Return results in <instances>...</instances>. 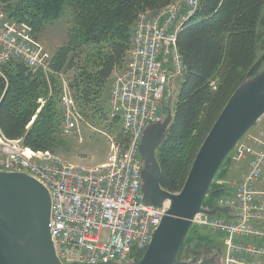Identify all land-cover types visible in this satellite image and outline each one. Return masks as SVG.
<instances>
[{
	"label": "built area",
	"instance_id": "obj_1",
	"mask_svg": "<svg viewBox=\"0 0 264 264\" xmlns=\"http://www.w3.org/2000/svg\"><path fill=\"white\" fill-rule=\"evenodd\" d=\"M200 2L176 0L138 15L126 65L113 72L107 101L108 116L121 124L127 142L111 141L107 162L93 168L66 164L49 151H33L0 132V172L24 173L49 193V230L62 264L139 260L168 209L167 203L154 208L142 202L138 147L144 128L161 119L174 80L185 76L178 36ZM51 60L32 29L9 19L0 6V78L7 84L4 66L11 61L21 62L31 73L52 74ZM59 106L61 131L78 133L80 114L65 83ZM259 122L261 132L251 144L239 142L229 155L235 163L247 162L232 195L215 203L229 214L199 215L193 221L222 239L221 264H264V116Z\"/></svg>",
	"mask_w": 264,
	"mask_h": 264
},
{
	"label": "trees",
	"instance_id": "obj_2",
	"mask_svg": "<svg viewBox=\"0 0 264 264\" xmlns=\"http://www.w3.org/2000/svg\"><path fill=\"white\" fill-rule=\"evenodd\" d=\"M173 1L0 0L8 18L29 26L36 39L66 8L72 15L67 42L52 56V74L31 73L18 61L4 66L7 84L0 78V132L33 151L55 153L63 145L59 137L60 75L71 72L65 80L80 115H105L108 84L124 63L138 15ZM263 4L264 0H201L179 34L185 76L174 105L172 128L156 153L163 190L180 192L205 137L257 61L263 41L258 31L259 24L264 26V17L260 19ZM120 131L116 139L124 145L127 138ZM218 179L211 191L225 190L216 184ZM218 195L222 193L207 197ZM204 206L212 207L206 200Z\"/></svg>",
	"mask_w": 264,
	"mask_h": 264
},
{
	"label": "water",
	"instance_id": "obj_3",
	"mask_svg": "<svg viewBox=\"0 0 264 264\" xmlns=\"http://www.w3.org/2000/svg\"><path fill=\"white\" fill-rule=\"evenodd\" d=\"M264 54L248 71L217 117L201 144L180 192L161 188V169L156 153L167 138L173 120L171 98L161 119L144 128L138 147L144 205L168 203L145 252L137 261L114 264H221L214 251L178 261L180 249L196 216L228 215V208L204 206L205 198L224 190L210 191L214 179L240 140L264 116ZM51 200L47 190L24 173L0 172V264H62L49 230Z\"/></svg>",
	"mask_w": 264,
	"mask_h": 264
},
{
	"label": "rangeland",
	"instance_id": "obj_4",
	"mask_svg": "<svg viewBox=\"0 0 264 264\" xmlns=\"http://www.w3.org/2000/svg\"><path fill=\"white\" fill-rule=\"evenodd\" d=\"M175 1L176 0H174L172 3H174ZM172 3L166 6H169ZM158 9H147V10H158ZM263 17H264V4L262 7L260 19H262ZM71 21H72L71 12L68 8H66L63 15L58 20H56L51 24L46 25L42 30V32L40 33L38 40L45 47L46 51L50 55L53 56L60 47L66 44L68 30L71 27ZM258 31L260 32L263 40L259 44V48L257 51V56L259 58L261 55L264 54V26L259 24ZM126 62H127V58L125 57L124 63L118 69H122L123 67H125ZM262 70H264V64L262 65L259 72ZM71 75H72L71 72L68 73L69 77ZM65 76L68 77L67 75H64L62 76L63 78L61 79L58 76L61 79V89L63 87V83H65L66 86L68 87L67 82L65 80ZM181 82L182 81L179 79L174 80L172 89L170 91L172 112L174 109V105L176 102V98ZM107 92H109V84H108ZM40 103L42 104L43 101L41 100ZM260 123L261 122H259L258 124ZM77 124H78V133L74 132L70 134H64L61 131L59 137L62 140L63 145H61L55 151V153L52 152L50 153H52L63 163L90 167V168L96 167L98 165L107 162V159L111 154L110 142L112 141L114 143H117L118 141L116 138L121 132L120 131L121 124L119 122L118 123L113 122L111 118L108 116V107L106 109L105 115H100L99 113L93 114L92 112H90L86 117L80 115V119H78ZM252 130L253 128L249 132H251ZM249 132L247 134H249ZM244 137L240 140L241 144L244 143ZM224 162H225L224 164L225 167L223 170L225 172L221 170L218 172L216 176V177H221V179L216 180V184L220 181L223 182V186L225 187V190L223 189L224 192L220 196L218 195L213 198L211 197L205 198L207 204H210L212 207L215 206L216 200H220L222 198H225V196L232 195V193L234 192L235 184L239 182L242 176V170L244 165L243 161L240 163H235L228 156L226 158V161ZM222 249H223L222 239L220 237L211 233L207 229H202L193 225L189 230L188 235L180 249L179 252L180 256L178 255L179 256L178 261L188 258H193L195 256H198L200 259L209 258V256H212L214 251H218L221 256Z\"/></svg>",
	"mask_w": 264,
	"mask_h": 264
},
{
	"label": "crops",
	"instance_id": "obj_5",
	"mask_svg": "<svg viewBox=\"0 0 264 264\" xmlns=\"http://www.w3.org/2000/svg\"><path fill=\"white\" fill-rule=\"evenodd\" d=\"M261 129H262V124L260 123L256 127H254L253 130L251 132H249V134L246 135L247 137L246 136L244 137V142L251 144V142H252L251 140L253 138L257 137L260 134ZM243 162H244L243 163L244 165H243V170H242V176H241V178L243 177V175H244V173L246 172V169H247V162H246V160L243 161Z\"/></svg>",
	"mask_w": 264,
	"mask_h": 264
},
{
	"label": "flooded vegetation",
	"instance_id": "obj_6",
	"mask_svg": "<svg viewBox=\"0 0 264 264\" xmlns=\"http://www.w3.org/2000/svg\"><path fill=\"white\" fill-rule=\"evenodd\" d=\"M210 257V256H209Z\"/></svg>",
	"mask_w": 264,
	"mask_h": 264
}]
</instances>
